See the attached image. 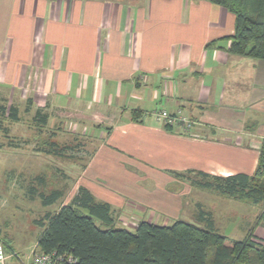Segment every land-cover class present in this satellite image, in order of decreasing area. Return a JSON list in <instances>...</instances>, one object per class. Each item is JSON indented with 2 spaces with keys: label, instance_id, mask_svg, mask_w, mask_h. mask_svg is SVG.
Instances as JSON below:
<instances>
[{
  "label": "crops",
  "instance_id": "obj_1",
  "mask_svg": "<svg viewBox=\"0 0 264 264\" xmlns=\"http://www.w3.org/2000/svg\"><path fill=\"white\" fill-rule=\"evenodd\" d=\"M234 26V15L210 0H0L7 105L47 113L45 128L69 120L72 134L96 142L82 167L73 160L67 167L79 173L57 210L84 188L111 207L118 228L187 216L189 209L194 223L203 226L200 216H211L217 230L204 192L214 208L234 199L202 190L190 177L250 175L264 140V60L228 52ZM162 110L180 112L191 128L166 126L157 116ZM70 148L74 158L79 150ZM43 150L24 156L18 178L30 205L39 199L46 209L31 190L46 188L52 170L42 175L38 164L45 155L61 157ZM28 170L37 175L26 179ZM63 178L64 187L70 179ZM0 234V243L11 242ZM35 250L37 243L26 263H7L6 255V264H32Z\"/></svg>",
  "mask_w": 264,
  "mask_h": 264
},
{
  "label": "trees",
  "instance_id": "obj_2",
  "mask_svg": "<svg viewBox=\"0 0 264 264\" xmlns=\"http://www.w3.org/2000/svg\"><path fill=\"white\" fill-rule=\"evenodd\" d=\"M210 2L234 15V33L229 37L228 52L264 60V0ZM3 101L4 104L0 105V132L7 138L6 122L18 123L20 117L16 106ZM25 113H29V110H25ZM48 118L47 113L36 109L32 121L41 131ZM132 119L136 120L137 117L134 115ZM8 142L10 148L18 145L13 139ZM39 148L61 158L68 157L66 153L72 149L70 146L60 148L52 141L44 142ZM185 176L189 177V174ZM190 178L202 190L261 205L263 210L260 216L264 228V140L252 174L221 177L198 172ZM37 179L44 184L43 176ZM31 191L39 194L44 207L53 205L65 195L61 189H54L48 194L35 187ZM44 216L45 220L40 223L43 231L37 241L38 250L70 254L77 259L76 264H264V236L255 239L250 231L243 240L232 239L214 229L211 216H200V220L204 221L203 226L176 220L171 225L140 221L133 230L114 227L111 207L95 201L84 188L79 189L72 205H63ZM2 245L4 249L7 246L4 242Z\"/></svg>",
  "mask_w": 264,
  "mask_h": 264
},
{
  "label": "rangeland",
  "instance_id": "obj_3",
  "mask_svg": "<svg viewBox=\"0 0 264 264\" xmlns=\"http://www.w3.org/2000/svg\"><path fill=\"white\" fill-rule=\"evenodd\" d=\"M3 99L6 100V93L0 92V105L4 104ZM10 102L14 104L12 101ZM17 106L19 108V122L17 124L6 122L5 124L6 127L9 128V134L11 135L5 138L3 132H0V232L6 233L12 239L11 242L7 241L10 249H4L5 255H10V259L7 260V263H26L30 251L36 245L38 237L43 231L40 225V223L45 220L43 211H56L59 207L58 205L64 202L66 203V197L69 191L67 190L69 188L66 187L72 184L71 179H74L79 173L77 171L69 173L67 167H70L72 160L76 163V169L82 167L87 159L88 153L93 151L96 144L95 140L89 141L88 138L77 137L75 134H72V127H70L71 123L69 120L56 123L50 122L46 128L39 131L38 129L40 128H37L32 121L35 108L33 107L29 113H25V106L22 105V103H18ZM51 132L55 133L54 139H51ZM11 139L25 149L23 152L24 155L20 151L14 152L6 149V144ZM52 140L55 141L60 148L63 146H70L79 151H77V155H75L74 158L47 157V155H45L42 157L43 159L40 160L38 169L43 171L42 175H45L44 172H46V170H52L49 171L50 173H47L48 176H50L49 185L46 188L41 186L42 189H40V191L42 190L48 194L50 190L52 191L56 188L65 192L63 200L60 198L53 205L45 209L41 206L39 199L34 201L31 205V202L25 199L23 190H21L22 183L18 178V168H20L19 165L24 160V156L27 155L26 158L28 160L31 151L35 148L42 147L44 142ZM79 152L83 153L79 154ZM66 155H68V153H66ZM29 165H31L30 169H34L33 161L32 164L29 163ZM75 167L73 169H75ZM12 169L17 170V173L9 174V172H7ZM22 174L28 180L37 175L34 170H28ZM63 177L70 179L69 183L66 182L67 185H64V187L61 185L63 181H65ZM204 194L205 196L201 199L203 207H207L206 209L213 211L216 231L236 240H243L250 231L255 235V239L264 236L263 222L260 216L263 210L261 205H253L247 201H241V203H239L234 200H227L221 206L214 208L212 201L214 200L213 197H210L205 192ZM188 210L187 216H179L178 218H175V216H155L151 221L155 224L158 223V225H171L179 219L194 223L193 221H195L196 216H191ZM121 218H126V216H121ZM114 227L121 226L117 223L114 224ZM12 253H16L17 257L13 256L14 254Z\"/></svg>",
  "mask_w": 264,
  "mask_h": 264
},
{
  "label": "built area",
  "instance_id": "obj_4",
  "mask_svg": "<svg viewBox=\"0 0 264 264\" xmlns=\"http://www.w3.org/2000/svg\"><path fill=\"white\" fill-rule=\"evenodd\" d=\"M157 116L160 120L164 122L166 126H175L181 125L184 129H190L192 126V121L183 117L180 112L177 114H169L166 111L162 110L157 113ZM77 259L74 258L70 254H61L56 250L51 252H41L39 250H35L32 253V264H76ZM0 264H6V255L5 250L0 243Z\"/></svg>",
  "mask_w": 264,
  "mask_h": 264
}]
</instances>
